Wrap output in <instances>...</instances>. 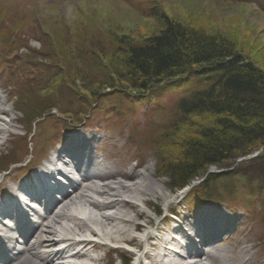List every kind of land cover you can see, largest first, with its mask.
<instances>
[{
    "label": "rangeland",
    "instance_id": "obj_1",
    "mask_svg": "<svg viewBox=\"0 0 264 264\" xmlns=\"http://www.w3.org/2000/svg\"><path fill=\"white\" fill-rule=\"evenodd\" d=\"M155 8L175 23L209 34H222L264 69V0H0V101L3 102L0 105V198L11 192L16 180L31 176L37 166H45L62 148L67 132L84 130L95 138L96 151L109 166L104 173L114 175V179L106 177L107 184L116 186L121 182L131 186L138 181V173L148 172L167 192L176 195L165 208L161 198L144 194L142 198L149 203L151 214L144 213V217L136 220L138 225L146 223L152 228L149 232L163 237L168 227L182 224L176 228L182 230L194 227L193 223L199 219L208 218L210 223L213 218H222L225 225L210 233L217 241L208 249V256L204 257L207 261L203 263L264 264V149L257 157L239 161L242 157L233 156L225 165L209 169L207 174L233 173V180L224 181L223 188L216 189L220 193L215 190L226 204L211 202L200 207L205 196L201 193L205 180L201 178L194 181L189 191L178 193L170 189L166 178L158 175L159 146L167 160L179 157L176 149L179 135L186 137L187 130H193L195 123L204 126L212 122L207 115L181 120L175 107L181 96L198 88L195 78L173 82H181L180 87L164 85L153 90L149 93V104L145 95L139 97L128 92L129 100L106 97L103 104H94L90 110L79 107L78 95L69 87L74 79L68 66L72 59L68 50L84 39L99 38L108 46L114 43L115 36L123 35L143 43L162 27L158 16L152 14ZM67 31L75 34L70 36L72 43L67 41ZM36 58L42 60L43 68ZM39 73L48 76L42 78L45 75ZM38 76L42 81L39 86L28 83V79L32 81ZM21 99L24 108L20 106ZM116 104L118 110H114ZM28 161L31 165L21 169ZM124 198L132 201L128 196ZM207 207L211 209L206 211ZM173 208L179 222L166 219L167 210ZM140 209L133 208L128 215L134 218ZM71 210L70 214L79 218L93 212L84 205L77 213ZM102 212L111 213L112 209ZM145 229L140 227V232ZM84 233L83 236H88L87 231ZM131 233L138 232L132 229ZM168 237L169 247L173 248V237ZM174 239L182 240L179 234ZM139 244L138 250L136 245H131L139 251L137 256L118 244L119 256L113 253L112 257L123 255L129 264H135L133 256H136L137 264L150 263L145 261L149 243L145 240ZM116 264H122L121 259Z\"/></svg>",
    "mask_w": 264,
    "mask_h": 264
},
{
    "label": "trees",
    "instance_id": "obj_2",
    "mask_svg": "<svg viewBox=\"0 0 264 264\" xmlns=\"http://www.w3.org/2000/svg\"><path fill=\"white\" fill-rule=\"evenodd\" d=\"M152 14L158 16L162 27L143 43L128 35L113 36L114 43L108 46L99 38L77 42L68 50L72 57L68 66L74 79L69 87L77 93L79 107L90 110L94 104H103L106 97L126 101L130 99L129 92L147 98L164 85L180 87L181 82L173 83L176 78H195L198 88L181 96L175 107L181 120L207 115L212 122L204 126L195 123L186 137L179 135V157L167 160L159 146L158 175L168 180L172 191L178 192L196 179L205 178L201 190L204 199L222 201L215 190L223 188L224 181L233 180V173L207 175L209 169L225 165L233 156L245 157L264 147V69L222 34L175 23L157 8ZM71 35L75 34L67 31L70 43ZM46 74L40 76L45 78ZM41 82L35 78L29 84L39 86ZM22 100L20 106L24 108ZM117 104L114 110L119 109Z\"/></svg>",
    "mask_w": 264,
    "mask_h": 264
},
{
    "label": "bare ground",
    "instance_id": "obj_3",
    "mask_svg": "<svg viewBox=\"0 0 264 264\" xmlns=\"http://www.w3.org/2000/svg\"><path fill=\"white\" fill-rule=\"evenodd\" d=\"M107 174L95 172L85 175L84 180L86 183L76 186L72 193L66 194L62 202L51 206L43 217L42 223L35 230L32 228L28 234L24 228L23 232L27 235L24 241H27V244L24 246L23 251L9 264H56L60 260H81V264H116L119 259L123 260L122 264H128L126 256L120 255V258L116 256L113 258V253H117L119 256L120 252L109 248L108 245H125L131 251L135 250V248L137 250L140 249V241L145 242V240H149V245L152 247V250L150 247L151 252L149 250L145 254V257L150 261L149 264H205L203 261L205 262L207 259H204V257L208 256V254H205L204 250L201 249H206L212 246L211 244L214 245L212 241L215 237L210 236V233L213 232L211 229H214L216 223L218 224L217 226L224 224L221 223L220 219L213 218L210 223H208V218L204 221L199 219L200 225L197 220L193 228L195 241L188 242L189 244L187 243L182 248L176 240L172 239L174 246L173 248H168L167 245H170V240L167 237L172 234L171 228L168 227L165 230L168 232L164 238V236L153 235L152 232H149L152 229L150 226L146 223L140 226L136 223V220L144 217V213L148 214V216L151 214L149 203L142 198L144 194L148 193L153 197L161 198L165 208H168L176 195L167 192L163 187L164 185L158 183L154 176L148 172L138 173L136 179L141 181V183L136 181L131 186H125L121 182L116 183V186H96L93 183L95 179L106 177L114 179L113 173ZM126 176L130 177L131 175ZM27 190L36 194L43 192L42 189L32 187ZM93 193L95 196L104 198V202L93 200L90 197V194ZM124 196L132 198V201H128ZM83 205L91 208L93 212L84 213L81 219L76 214H70L71 208L77 213L78 208ZM137 207L142 209L135 213L134 218L130 217L128 211L130 212ZM106 209H112V212H102ZM140 227H146V229L140 232ZM132 229L138 233L132 235ZM85 231L91 232L92 235H95L102 242L94 243L90 240H78L77 237H82ZM175 236H177L176 230L172 234V237ZM32 238L34 239L33 243L29 240ZM0 242H2V239H0ZM12 244L13 242L10 243V245ZM61 244L65 245L64 248H57ZM132 244L136 245V247L133 248ZM159 249L168 254L163 255ZM12 250H16L15 244ZM74 250L76 252L72 254ZM153 251L155 253L152 254ZM100 253H104V255H100ZM169 255L172 256L173 261L169 258ZM136 256H133L135 263L139 262V258ZM161 256H166L169 261H163L164 259ZM69 264L72 263L69 262Z\"/></svg>",
    "mask_w": 264,
    "mask_h": 264
}]
</instances>
